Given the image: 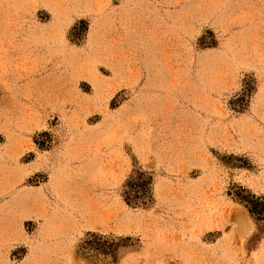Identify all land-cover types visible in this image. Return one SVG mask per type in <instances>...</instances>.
Segmentation results:
<instances>
[{
	"label": "rangeland",
	"instance_id": "1",
	"mask_svg": "<svg viewBox=\"0 0 264 264\" xmlns=\"http://www.w3.org/2000/svg\"><path fill=\"white\" fill-rule=\"evenodd\" d=\"M248 193L264 0H0V264H264Z\"/></svg>",
	"mask_w": 264,
	"mask_h": 264
},
{
	"label": "trees",
	"instance_id": "2",
	"mask_svg": "<svg viewBox=\"0 0 264 264\" xmlns=\"http://www.w3.org/2000/svg\"><path fill=\"white\" fill-rule=\"evenodd\" d=\"M149 184L150 181L148 179L141 177H138V181L129 182L128 188L133 194L132 196L130 194H128L129 196L126 195L125 202L130 204L131 201L135 202L136 200H142V198L147 197L146 193ZM238 198L245 203L248 212L254 219L264 224V198L250 193L247 195H238ZM121 245V242L117 243L113 239L98 234H90V237L84 240L82 249L85 253L93 252L94 254L109 256L112 260H116V252Z\"/></svg>",
	"mask_w": 264,
	"mask_h": 264
},
{
	"label": "crops",
	"instance_id": "3",
	"mask_svg": "<svg viewBox=\"0 0 264 264\" xmlns=\"http://www.w3.org/2000/svg\"><path fill=\"white\" fill-rule=\"evenodd\" d=\"M28 215V214H27ZM26 214H25V216H27ZM264 248V242L263 243H261L259 246H258V248L254 251V252H259L260 250H262ZM183 256L184 257H187V258H189V260L191 261V259H190V255H188V254H183ZM254 260H255V258H254ZM253 257H251V259H250V263L249 264H251V263H253ZM192 262V261H191ZM193 263V262H192ZM195 264V263H194Z\"/></svg>",
	"mask_w": 264,
	"mask_h": 264
}]
</instances>
